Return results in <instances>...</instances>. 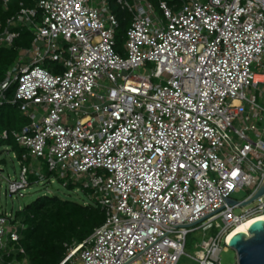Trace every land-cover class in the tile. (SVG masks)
Segmentation results:
<instances>
[{
    "label": "built area",
    "instance_id": "2783aa9c",
    "mask_svg": "<svg viewBox=\"0 0 264 264\" xmlns=\"http://www.w3.org/2000/svg\"><path fill=\"white\" fill-rule=\"evenodd\" d=\"M116 3L129 14L122 43L109 0H39L0 19V46H13L19 27L33 34L0 80V106L29 118L0 132L22 150L5 145L21 166L8 191L24 197L54 176L106 212L60 264H124L264 181V0H160L163 17L151 0ZM255 201L178 226L127 264H177L199 228L218 232L191 257L222 264L235 228L264 217V195ZM23 229L0 209V264H28Z\"/></svg>",
    "mask_w": 264,
    "mask_h": 264
},
{
    "label": "trees",
    "instance_id": "16d2710c",
    "mask_svg": "<svg viewBox=\"0 0 264 264\" xmlns=\"http://www.w3.org/2000/svg\"><path fill=\"white\" fill-rule=\"evenodd\" d=\"M37 1L39 0H11L7 9L0 5V19L5 21L22 6L32 8ZM111 2L114 3L115 12L121 20V34L117 31V39L122 43L129 22L126 17L129 14L121 10L116 0ZM19 30L20 36L13 46H0V80L17 59L20 49L28 48L32 44V32L26 27H19ZM28 122L29 118L17 105L5 103L0 106V132L5 129L20 130ZM1 144L11 145L21 156L22 150L14 138L2 141ZM33 178L36 177L32 176V180ZM16 217L25 225L19 242L25 249V254H17L18 258L25 257L28 264H60L71 246L82 242L105 222L106 212L100 206L46 194L27 203L16 212Z\"/></svg>",
    "mask_w": 264,
    "mask_h": 264
},
{
    "label": "rangeland",
    "instance_id": "374dc122",
    "mask_svg": "<svg viewBox=\"0 0 264 264\" xmlns=\"http://www.w3.org/2000/svg\"><path fill=\"white\" fill-rule=\"evenodd\" d=\"M151 1L156 6L158 15L160 17H163V13L159 9L160 0H151ZM167 1L170 2L171 0H167ZM38 2L39 1H37V3ZM110 6L115 12L116 7L114 3L111 2V0H110ZM115 13L118 14L117 12ZM26 28L30 31L29 27L26 26ZM120 28L118 29L119 35L121 34ZM148 71H149L148 68L145 67V68L140 69L138 72L146 73ZM257 71L261 72L262 69H258ZM255 94H257L258 101L260 102L259 94L257 92ZM262 104L264 105V102ZM32 163H33L32 160L30 162H26V164L29 167L32 166ZM35 165H36V168H38L39 165H44V161L43 160L36 161ZM0 170H3V172H1L0 174V209L1 211L12 212L14 210V212H17L23 209L27 203L37 199L38 197L44 196L46 194L57 195L60 198L71 199L76 202L84 203V204L85 202L89 201V197L87 196V194L77 189L78 186H73V187L65 186L62 180L54 176H51L50 181L39 183V184H32L31 185L32 187L26 190V195L24 197H19V196H16L15 194H11L8 191V179L18 178L21 172V166L18 160L13 157V153L11 151H8L4 144L0 145ZM41 173L48 174V171L45 169ZM52 180H54V182H52ZM247 195H248L247 191H238L232 194V198L241 201V200H244L245 197H247ZM257 204L258 202L254 201L249 205H244L242 207L240 206L235 207L234 211L237 214H241L247 209L255 207ZM217 232H218L217 228L209 229L207 231H204L203 229L199 228V229L191 231L187 236L185 253L181 255L177 264H199L197 261H195L191 257V255H194L195 251L199 247L198 245L203 240L209 239L211 236L216 235ZM221 260H222V264H236L237 263L236 250L232 247H229L228 250H223L221 252Z\"/></svg>",
    "mask_w": 264,
    "mask_h": 264
},
{
    "label": "water",
    "instance_id": "95a60500",
    "mask_svg": "<svg viewBox=\"0 0 264 264\" xmlns=\"http://www.w3.org/2000/svg\"><path fill=\"white\" fill-rule=\"evenodd\" d=\"M222 195V194H221ZM264 195V181L262 185L260 186L257 193L250 198L248 201H237L235 199L223 198L226 200L227 204L220 209L216 210L215 212L197 220L196 222H193L191 224H185V225H176L173 226L167 233H165L162 237H164L166 234H168L170 231H172L174 228L180 226V227H186L191 226L193 224L198 223L199 221L209 217L210 215L216 213L217 211L221 210L222 208L228 206L229 204L232 205H247L253 201H255L258 197ZM248 226V232L244 226L239 228L236 232H234L229 238L228 243L230 247L234 248L237 252V260L238 264H264V217L255 219L249 223H247ZM162 237L157 239L155 242H153L151 245H149L147 248H145L143 251H141L139 254L144 252L146 249H148L150 246H152L154 243H156L158 240H160ZM139 254H136L134 257L126 261L124 264H127L129 261L137 257Z\"/></svg>",
    "mask_w": 264,
    "mask_h": 264
},
{
    "label": "bare ground",
    "instance_id": "6f19581e",
    "mask_svg": "<svg viewBox=\"0 0 264 264\" xmlns=\"http://www.w3.org/2000/svg\"><path fill=\"white\" fill-rule=\"evenodd\" d=\"M251 221H253V220H249V221H247V222L240 223V224L235 228V230L231 233V235H232L234 232H236L239 228H241L242 226H244V227L246 228L247 232H248V226H247V223H249V222H251ZM231 235H230V236H231Z\"/></svg>",
    "mask_w": 264,
    "mask_h": 264
},
{
    "label": "snow or ice",
    "instance_id": "6c2138e0",
    "mask_svg": "<svg viewBox=\"0 0 264 264\" xmlns=\"http://www.w3.org/2000/svg\"><path fill=\"white\" fill-rule=\"evenodd\" d=\"M233 175H235V173H233Z\"/></svg>",
    "mask_w": 264,
    "mask_h": 264
}]
</instances>
